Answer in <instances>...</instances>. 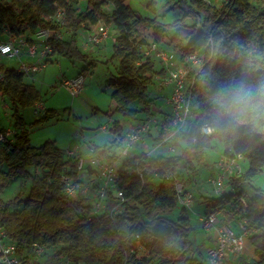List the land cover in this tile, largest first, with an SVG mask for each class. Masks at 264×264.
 I'll return each instance as SVG.
<instances>
[{"label": "trees", "instance_id": "1", "mask_svg": "<svg viewBox=\"0 0 264 264\" xmlns=\"http://www.w3.org/2000/svg\"><path fill=\"white\" fill-rule=\"evenodd\" d=\"M157 3L158 0H152L148 10L156 13ZM162 8L177 10L180 17L165 24L156 17L143 16L127 0H0V43L11 36L33 35L47 29L52 33V56L87 61L90 56L79 47V34L100 23L113 27L117 34L112 60L119 62V77L111 82L112 98L116 112L130 122L140 115L144 116L141 122L150 120L160 112L149 89L165 75L166 69L157 57L144 55L143 48L150 44L147 30L153 31L161 47L170 31H174L173 51L179 53L183 62L197 54L205 58L203 67L190 74L195 79L192 112L187 128L174 137L175 155L142 153L123 157L114 151V147H119L115 146L116 141L94 148L108 162H122L116 190L126 200H117L112 192L103 211L94 216L88 197L71 198L66 194L64 175L74 182L86 179L78 170V161L68 157L54 142L40 147L31 145L22 110L41 102L40 91L25 82L27 75L2 65L0 96L12 103L15 135L13 139L0 140V221L9 242L23 256L31 252L34 243H39L47 247L45 255L51 257L48 264L60 256L68 257L72 264H209L201 249L189 240L196 229L187 219L171 220L164 211L177 206L187 208L179 203L177 183L181 182L187 190L189 184L197 182L198 164L204 161L212 141L221 139L229 145L224 156L248 159L249 166L246 170L241 166L243 171L226 181L229 190L221 196L205 197L206 214L223 208L233 212L224 214L223 224L238 219L248 221L257 229L248 238L256 257L249 264H264V190L254 189V196L246 191L264 169V120H259L255 128L238 124L221 119L215 106L221 93L264 79V7L250 0H223L218 8L210 0H165ZM60 11L63 18L58 17ZM189 20L195 24H188ZM181 30L187 31V35L183 37ZM157 60L162 64L159 70L155 69ZM138 102L142 105L134 109L133 104ZM58 115L56 110H45L33 125L49 122ZM200 122L208 123L214 132L203 133ZM153 130L156 129L151 130L149 137L157 143L168 135L155 136ZM111 131L123 132L119 121L113 123ZM5 133L6 129L1 128L0 134ZM181 165L188 168L185 180L178 176ZM30 169L35 173L31 174ZM167 173L172 176L169 180ZM18 177L31 178L29 197L23 201L18 196L5 203L1 194ZM13 207L19 208L12 210ZM114 208L119 209L116 212ZM151 240L171 248L159 252ZM139 242L149 251L148 256L138 257L135 245ZM239 261L240 258L229 264Z\"/></svg>", "mask_w": 264, "mask_h": 264}, {"label": "rangeland", "instance_id": "2", "mask_svg": "<svg viewBox=\"0 0 264 264\" xmlns=\"http://www.w3.org/2000/svg\"><path fill=\"white\" fill-rule=\"evenodd\" d=\"M152 0H127L134 10L140 12L148 18L156 17L160 22L172 24L180 17L177 10L166 11L162 8L165 0H158L157 12L153 13L148 10L147 6ZM215 7H220L223 0H210ZM251 3L264 7V0H250ZM84 4L80 5L83 8ZM109 10H112L110 8ZM188 24H195V21L189 20ZM110 28L109 39L100 43H95L90 40V34L95 33L94 26L85 28L78 36L79 47L83 52L88 53L90 58L87 61L72 60L65 56L54 55L46 64L45 68L33 76L25 78V82L33 84L41 93V102L46 110H56L58 117L34 126L33 123L41 117V114L36 115L35 107H29L22 110V114L28 123L30 131L31 145L40 147L46 142L51 141L67 153L68 150H75L87 155L91 149L96 146H110L115 142L116 134L111 131L115 121H121L123 125L122 135L130 131L131 125L139 124L144 119L143 115L138 117V120L130 122L120 113L116 112V102L112 98L114 88L111 82L119 77V62L112 60L114 53V32L113 27ZM187 31L181 30V35H187ZM174 31H170L167 40L162 44L163 48L173 50L175 45L171 42ZM67 38L70 35H66ZM147 42H156L152 30L146 31ZM86 45L87 48L83 49ZM0 62L6 68L18 69L19 60L8 57H1ZM162 68L159 60L155 62V69ZM85 76V84L82 92L78 96H72L70 92L63 86V82L67 79L71 80L79 75ZM164 92L159 89L158 83L152 85L149 89L151 98H156L158 105L162 104V95ZM7 104L8 109L3 106ZM142 104L140 102L133 104L134 109H139ZM12 103L9 98L0 96V129H14V120L12 118ZM156 142H150L148 145L138 143L133 147L128 156H139L145 153L148 148L156 146ZM116 146V145H115ZM163 149L156 148L155 155L160 154L170 156L175 155V152L168 151V145ZM119 155L122 152L119 147H114ZM229 150L227 145L221 139H214L206 152L205 159L198 164L197 182L189 184L187 190L194 194V204L188 208L176 207L174 210H165L164 215L171 220L178 221L187 219L191 226L196 229V233L192 232L189 240L193 242L195 248H200L205 257L210 246V234L203 228L201 218L205 215L207 205L205 204V196L218 197L211 180L217 176L218 165L223 156ZM240 165L246 170L249 166L248 159H240ZM34 174V169L29 170ZM87 175V174H83ZM180 175L185 180L189 176L188 168L182 166L179 168ZM32 187V180L29 177H18L9 182L5 190L1 194V198L5 203L14 200L16 197H21L24 201L29 197ZM186 187V186H185ZM254 189L264 190V169L253 180L252 185L246 188L249 195L254 196ZM229 189L225 185L223 193ZM19 207H13L16 210ZM232 226L237 230V224L232 221ZM159 252H168L171 246H167L163 242L156 240L150 241ZM135 251L138 252V257L149 255V251L142 244L136 243ZM239 264H249L256 258L254 247L247 238L244 243V249L239 254ZM189 256H191L189 254Z\"/></svg>", "mask_w": 264, "mask_h": 264}, {"label": "built area", "instance_id": "3", "mask_svg": "<svg viewBox=\"0 0 264 264\" xmlns=\"http://www.w3.org/2000/svg\"><path fill=\"white\" fill-rule=\"evenodd\" d=\"M59 18L64 17L62 11L58 14ZM95 33L90 34V40L100 43L110 36V28L104 23L94 26ZM52 33L45 29L33 35L11 36L5 42L0 43V58L5 56L19 60V72L33 76L42 71L46 64L53 57V48L49 43ZM87 46L84 45L83 49ZM144 55L147 57H157L165 65L166 73L161 76L157 83L160 90L171 87V95L168 99L170 106V115L168 120H158V116L150 120L139 123L132 130L122 134H116V146L121 149V155L128 156L129 151L138 143L147 144L149 133L153 128L158 133L168 134L162 141L160 146L168 145L169 152L176 153L174 137L177 132L187 128L189 118L192 112L193 93L195 79L190 78V74L200 70L205 62L204 56L193 55L186 62L181 61L178 52L168 50L161 47L158 43L153 42L143 48ZM4 81V71L0 62V83ZM85 84V76L79 75L74 79H67L63 82V86L70 92L72 96H78ZM8 109V105L3 106ZM45 108L42 103L35 106L36 115L43 114ZM201 130L205 134H212L214 129L206 122H200ZM211 129V130H210ZM15 130L7 129L5 134H0V140L4 138L13 139ZM152 155V152H145ZM67 156L78 161V170L86 178L84 181L74 182L70 176L64 175L66 194L71 198L79 196L88 197L93 207V216L100 214L104 209V204L110 193L113 192L114 197L121 202H125L122 192L116 190V183L119 177V167L115 163L108 162L100 155L96 154L94 149L87 155H83L79 151L68 150ZM241 157L229 158L223 156L218 165V173L211 180L216 192L221 196L226 181L235 178L243 169L239 163ZM92 170V171H91ZM137 174L142 177L140 172ZM158 176V173L155 174ZM170 173L166 174V179H171ZM179 194V203L184 207H190L194 204V194L184 188L181 182L177 183ZM245 203V201H243ZM119 208H114L118 211ZM227 211L223 208H217L201 218L203 228L210 234L211 244L207 252L209 264H229L234 263V259L239 258L240 253L244 249V243L247 238L257 232L256 228L249 225L246 220H237V230L232 226V222L222 224V219ZM93 218V217H92ZM90 218V219H92ZM139 240V236L136 238ZM47 247L39 243H34L31 252L23 256L18 252L16 245L8 240V233L0 221V264H48L51 257L45 254ZM50 264H72L66 256H60Z\"/></svg>", "mask_w": 264, "mask_h": 264}, {"label": "clouds", "instance_id": "4", "mask_svg": "<svg viewBox=\"0 0 264 264\" xmlns=\"http://www.w3.org/2000/svg\"><path fill=\"white\" fill-rule=\"evenodd\" d=\"M215 106L221 119L255 128L259 120H264V79L254 85L242 83L221 93L215 99Z\"/></svg>", "mask_w": 264, "mask_h": 264}, {"label": "crops", "instance_id": "5", "mask_svg": "<svg viewBox=\"0 0 264 264\" xmlns=\"http://www.w3.org/2000/svg\"><path fill=\"white\" fill-rule=\"evenodd\" d=\"M116 31L114 30V32L113 33H115ZM110 34H111V32H110ZM113 37V40L115 41V35L114 36H112ZM107 39H109V37L107 38ZM81 75H83V74H81ZM162 91H164V92H161V93H163V95L161 96L162 98V104L161 105H159V107H160V112H158V120H160V119H162V120H168V118H169V115H170V106L168 105V99H169V97H170V95H171V91H172V88L171 87H167V88H165V89H163ZM120 122V124H121V121H119ZM138 124H133V125H131V128H130V130H132L134 127H136ZM121 126L123 127V125L121 124ZM128 132V131H127ZM155 136H157L158 135V132L156 131V130H153V132H152ZM160 134V133H159ZM150 142H156V141H154L151 137H149L148 136V139H147V145H148V143H150ZM143 146L145 145V144H142ZM164 147H167V146H160L159 147V143H156V146L155 147H152L151 149L150 148H148L147 150H146V152H152L153 150L155 151V149L156 148H159V149H163ZM130 152V151H129ZM156 152V151H155ZM155 152H153L152 153V155H155ZM163 152V151H162ZM161 152V153H162ZM128 155H129V153H128ZM124 157V156H123ZM123 157H122V159H123ZM129 157H131V156H129ZM133 157V156H132ZM115 164H116V166L117 167H120L121 165H122V162L121 161H117V162H115ZM205 197H208V196H205ZM205 204H206V202H205ZM207 205V204H206ZM207 211H208V209H206V212L204 213V214H206L207 213ZM222 224H223V221H222ZM210 244H211V239H210ZM233 259H234V263L239 259V258H234V256L232 257Z\"/></svg>", "mask_w": 264, "mask_h": 264}]
</instances>
